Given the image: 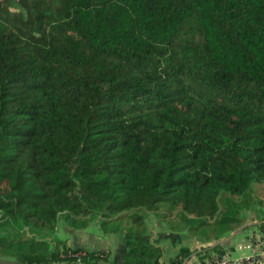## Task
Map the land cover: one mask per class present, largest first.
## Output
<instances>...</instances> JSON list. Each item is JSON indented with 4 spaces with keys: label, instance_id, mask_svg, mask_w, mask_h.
<instances>
[{
    "label": "trees",
    "instance_id": "16d2710c",
    "mask_svg": "<svg viewBox=\"0 0 264 264\" xmlns=\"http://www.w3.org/2000/svg\"><path fill=\"white\" fill-rule=\"evenodd\" d=\"M259 184L264 0H0V256L108 262L53 240L98 218L126 264H165L146 214L212 242Z\"/></svg>",
    "mask_w": 264,
    "mask_h": 264
},
{
    "label": "crops",
    "instance_id": "0c3cea01",
    "mask_svg": "<svg viewBox=\"0 0 264 264\" xmlns=\"http://www.w3.org/2000/svg\"><path fill=\"white\" fill-rule=\"evenodd\" d=\"M151 217L150 219H148ZM148 219L147 231L145 237L151 242H155L163 247V259L165 264H169L180 246L190 244L194 240L201 239L197 234L185 231H175L169 228V224L161 221L160 218L152 213H148L144 217V223ZM160 220V222L158 221ZM68 228V236L64 239L67 246L71 248H82L85 250H105L109 252V261L96 259L92 264H126L122 255L125 250L124 241L119 233H104L98 223V218L89 219L83 226H72L66 221L64 222ZM95 229L101 230L99 235ZM56 225V230H58ZM55 230V232H56ZM0 264H23L12 257L0 256ZM54 264H63L60 262Z\"/></svg>",
    "mask_w": 264,
    "mask_h": 264
},
{
    "label": "built area",
    "instance_id": "2783aa9c",
    "mask_svg": "<svg viewBox=\"0 0 264 264\" xmlns=\"http://www.w3.org/2000/svg\"><path fill=\"white\" fill-rule=\"evenodd\" d=\"M210 243L198 239L185 246L190 250H195L206 247ZM177 252L178 250L175 254ZM80 253H70L71 261L67 264H85ZM189 264H264V231L248 232L221 251H209L195 256Z\"/></svg>",
    "mask_w": 264,
    "mask_h": 264
},
{
    "label": "rangeland",
    "instance_id": "374dc122",
    "mask_svg": "<svg viewBox=\"0 0 264 264\" xmlns=\"http://www.w3.org/2000/svg\"><path fill=\"white\" fill-rule=\"evenodd\" d=\"M252 195L251 197L254 200V203L252 205V207L248 210L245 209H241L240 210V215L245 218V220H250L252 218H256V220H261L264 217V186L263 185H254L251 191ZM151 217H149L148 219H150ZM148 219L146 220V223H148ZM160 222V220H158ZM163 221V220H161ZM65 220L63 218L58 219L57 221V225H58V230H56V232L53 235V240H64L67 238L68 234V228L65 225ZM167 223V222H166ZM93 229H95L94 225ZM145 230L147 231V226L144 225ZM234 227V226H233ZM233 227H231L230 229H232ZM96 232L101 235V230L100 229H95ZM259 231H264L259 229L258 225H252L246 229H244L242 232H240L239 234H237L231 241V244H233L234 242L238 241L240 239V237H243L246 233L248 232H259ZM206 234L205 233H200V236H204ZM230 244V245H231ZM226 248V247H225ZM224 249V248H223Z\"/></svg>",
    "mask_w": 264,
    "mask_h": 264
},
{
    "label": "water",
    "instance_id": "95a60500",
    "mask_svg": "<svg viewBox=\"0 0 264 264\" xmlns=\"http://www.w3.org/2000/svg\"><path fill=\"white\" fill-rule=\"evenodd\" d=\"M262 222H264V219L262 220H256V218H252L250 220H245L241 225L237 226L236 228L232 229L229 234L225 237H222L220 239H217V240H214L212 241L208 246L206 247H203V248H199V249H195L197 250L198 252L201 251H205L206 249H212L213 247L215 246H218V245H230L231 244V241L232 239L237 235L239 234L240 232H242L244 229H246L247 227L249 226H252V225H260ZM195 257V253H192L191 256L189 258H185L183 260V263L182 264H189L190 261Z\"/></svg>",
    "mask_w": 264,
    "mask_h": 264
}]
</instances>
